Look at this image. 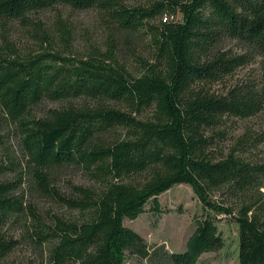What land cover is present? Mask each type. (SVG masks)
Wrapping results in <instances>:
<instances>
[{
  "label": "trees",
  "instance_id": "16d2710c",
  "mask_svg": "<svg viewBox=\"0 0 264 264\" xmlns=\"http://www.w3.org/2000/svg\"><path fill=\"white\" fill-rule=\"evenodd\" d=\"M60 5L95 8L124 35L149 29L154 53L135 74L113 47L74 59L50 52L18 56L0 46V145L11 122L35 191L81 213L74 220L38 222L30 233L49 245L48 264H127L130 257L197 264L202 254L224 247L222 217L238 224L239 264H264V164L235 151L214 153L215 130L226 118L264 112V81L226 94L211 91L256 56L264 58V0H158L147 7L124 0H0V18L25 20ZM226 40L244 52L223 49ZM46 101L62 105L38 116L35 107ZM117 128L125 134L108 139ZM69 165L90 172L99 188L58 194L55 172ZM5 169L0 165V261L19 243L7 226L33 213L18 193L23 176L1 180ZM179 184L192 187L203 210L186 247L169 252L150 246L124 221L144 215L150 202L160 216L159 196ZM222 188L246 200L238 213L213 198Z\"/></svg>",
  "mask_w": 264,
  "mask_h": 264
},
{
  "label": "rangeland",
  "instance_id": "374dc122",
  "mask_svg": "<svg viewBox=\"0 0 264 264\" xmlns=\"http://www.w3.org/2000/svg\"><path fill=\"white\" fill-rule=\"evenodd\" d=\"M158 0H124L129 7L150 6ZM157 25L159 20H151ZM149 29L140 34L118 33L104 13L93 8L76 10L68 6L31 13L25 20H5L0 18V46L9 47L18 56L41 53H56L68 58L87 57L95 49L105 51L117 49L118 58L129 69L139 74L141 60H149L154 53V45ZM223 49L243 53L241 45L226 40ZM264 81V58L256 56L251 63L239 68L233 74L211 85L216 94H226L236 86H259ZM60 103L43 102L35 107L38 116L45 115L49 108ZM3 131L4 143L0 145V165L5 166L1 180H16L23 176L24 183L18 190L26 204L31 206L23 221H11L7 230L19 241L18 247L0 264H48L49 245L35 242L30 233L38 222L51 224L58 216L74 220L81 216L60 202L58 196L35 191L31 174L28 171L27 156L23 149L19 130L11 122ZM221 131V132H219ZM219 139L214 153L218 156L235 151L237 155L252 164H264V112L250 118L228 117L222 126L215 130ZM219 132V133H218ZM122 128L107 134V138L124 135ZM54 189L63 196H75L77 187L98 189L99 184L93 175L75 165L65 166L55 172ZM213 198L239 212L246 200L230 188H222L213 193ZM162 213L160 216L151 210V202L144 215L135 220L124 221L125 225L139 232L152 247L165 246L169 252L182 251L188 237L194 230V218L203 210L200 200L188 184H179L159 196ZM219 227L225 238V245L217 251L202 254L197 264H239L238 224L231 217L219 220ZM151 247V248H152ZM127 264H150L139 257H130Z\"/></svg>",
  "mask_w": 264,
  "mask_h": 264
}]
</instances>
